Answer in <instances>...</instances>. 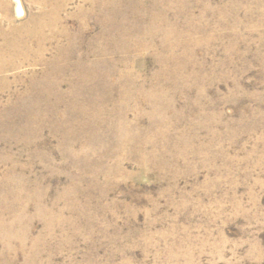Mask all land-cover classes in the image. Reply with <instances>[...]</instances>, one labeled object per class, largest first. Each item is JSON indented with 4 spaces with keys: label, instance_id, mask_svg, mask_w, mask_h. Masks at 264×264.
<instances>
[{
    "label": "rangeland",
    "instance_id": "1",
    "mask_svg": "<svg viewBox=\"0 0 264 264\" xmlns=\"http://www.w3.org/2000/svg\"><path fill=\"white\" fill-rule=\"evenodd\" d=\"M19 1L0 264H264V0Z\"/></svg>",
    "mask_w": 264,
    "mask_h": 264
},
{
    "label": "bare ground",
    "instance_id": "2",
    "mask_svg": "<svg viewBox=\"0 0 264 264\" xmlns=\"http://www.w3.org/2000/svg\"><path fill=\"white\" fill-rule=\"evenodd\" d=\"M7 1L8 0H0V17L4 21V23H7L8 25L7 27L8 33L4 29L5 26L4 28H2V26L0 25L1 28L0 37L4 36L2 42H0V84L2 85H7L8 83V81H5L6 72L17 68L18 66L24 63V60L29 59V55H28L29 51L26 48L23 49V45H22L23 33L19 32L20 30L22 31L21 27L25 25V22L22 24L13 23L12 14H11L12 12L10 11L11 7L10 4L6 3ZM14 1L18 4V6H20L21 3L19 0H14ZM33 1L37 6L36 7L37 10L35 9L36 11L32 13L33 15L31 16L29 24L32 25V27H34V33H35L37 31L40 32L41 30H44L50 24H52L54 17L57 15L56 12L61 7L58 6L57 4L53 5L52 2L49 0H33ZM48 4L51 5V8H49V10H46L47 8L46 9L43 8L44 10H42L41 7L43 5H48ZM17 11L21 12L20 9H18ZM47 18H50L51 20L48 21L46 20ZM45 45L46 44H44L43 47H45Z\"/></svg>",
    "mask_w": 264,
    "mask_h": 264
}]
</instances>
